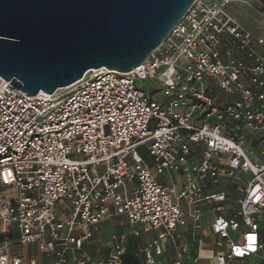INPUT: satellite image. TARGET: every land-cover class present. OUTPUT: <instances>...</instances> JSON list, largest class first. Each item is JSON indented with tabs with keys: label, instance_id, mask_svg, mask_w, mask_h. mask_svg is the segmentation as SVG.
<instances>
[{
	"label": "built area",
	"instance_id": "1",
	"mask_svg": "<svg viewBox=\"0 0 264 264\" xmlns=\"http://www.w3.org/2000/svg\"><path fill=\"white\" fill-rule=\"evenodd\" d=\"M237 1L195 0L140 65L64 93L0 75V264H126L132 237L138 264H264V36Z\"/></svg>",
	"mask_w": 264,
	"mask_h": 264
},
{
	"label": "water",
	"instance_id": "2",
	"mask_svg": "<svg viewBox=\"0 0 264 264\" xmlns=\"http://www.w3.org/2000/svg\"><path fill=\"white\" fill-rule=\"evenodd\" d=\"M194 2L0 0V75L36 95L69 86L92 68L131 71L168 38Z\"/></svg>",
	"mask_w": 264,
	"mask_h": 264
},
{
	"label": "rangeland",
	"instance_id": "3",
	"mask_svg": "<svg viewBox=\"0 0 264 264\" xmlns=\"http://www.w3.org/2000/svg\"><path fill=\"white\" fill-rule=\"evenodd\" d=\"M227 11L236 17L244 26L264 36V5L258 0H245L232 2L227 5ZM137 85L143 89L155 92V97L163 98V93L157 90V84L152 79L139 80ZM66 90H62L64 93ZM24 251L27 255L33 253V248L26 246Z\"/></svg>",
	"mask_w": 264,
	"mask_h": 264
},
{
	"label": "crops",
	"instance_id": "4",
	"mask_svg": "<svg viewBox=\"0 0 264 264\" xmlns=\"http://www.w3.org/2000/svg\"><path fill=\"white\" fill-rule=\"evenodd\" d=\"M203 232L208 233L209 231L205 229ZM98 237L101 241H95L90 246V249L95 257L103 258L107 256L110 245V233L105 226H102V229ZM210 240H213V238L211 237ZM137 252H138V239L132 237L129 241L127 248L126 262L129 261L130 264H138L141 259V256H139Z\"/></svg>",
	"mask_w": 264,
	"mask_h": 264
},
{
	"label": "bare ground",
	"instance_id": "5",
	"mask_svg": "<svg viewBox=\"0 0 264 264\" xmlns=\"http://www.w3.org/2000/svg\"><path fill=\"white\" fill-rule=\"evenodd\" d=\"M89 70H91V69H89ZM89 70H87L86 72H85V75L88 73V71ZM71 85H69V86H65V87H59L57 90H56V93H60L62 90H67V88H69Z\"/></svg>",
	"mask_w": 264,
	"mask_h": 264
},
{
	"label": "trees",
	"instance_id": "6",
	"mask_svg": "<svg viewBox=\"0 0 264 264\" xmlns=\"http://www.w3.org/2000/svg\"><path fill=\"white\" fill-rule=\"evenodd\" d=\"M126 264H130V262H129V261H127V262H126Z\"/></svg>",
	"mask_w": 264,
	"mask_h": 264
}]
</instances>
